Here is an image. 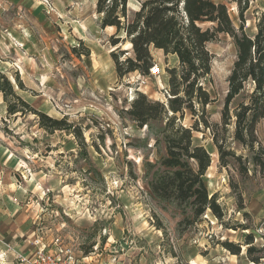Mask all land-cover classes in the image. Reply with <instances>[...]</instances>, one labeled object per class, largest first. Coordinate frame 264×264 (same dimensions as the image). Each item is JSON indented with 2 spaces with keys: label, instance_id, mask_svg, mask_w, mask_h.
Listing matches in <instances>:
<instances>
[{
  "label": "rangeland",
  "instance_id": "obj_1",
  "mask_svg": "<svg viewBox=\"0 0 264 264\" xmlns=\"http://www.w3.org/2000/svg\"><path fill=\"white\" fill-rule=\"evenodd\" d=\"M142 1L130 0V11ZM221 1L239 28L236 4ZM252 4L246 14L249 35L257 31L252 12L263 9L264 0ZM114 34L112 28L101 29L96 0H0V72L33 109L66 119L83 136L80 140L68 129L50 134L33 114L10 117L0 93V142L8 150L0 149L5 158L0 161L6 182L13 179L18 186L13 199L23 208L33 205L38 229L74 246L90 264H256V259L264 264V176L251 172L243 178L221 169L209 132H195L194 144L211 155L204 181L210 195L218 194L224 220L207 212L191 223L182 210L152 195L146 164L166 155L163 143L155 146L163 123L139 128L126 111L138 94L165 103L166 70L179 64L176 57L153 52L159 76L136 72L119 78L111 55ZM120 47L132 52L128 43ZM207 49L212 70L202 85L215 100L208 107L210 121L220 123L236 50L227 35ZM192 123L188 114L183 124ZM258 138L264 146V123ZM232 149L244 154L236 145ZM224 243L240 246L241 253L234 255Z\"/></svg>",
  "mask_w": 264,
  "mask_h": 264
},
{
  "label": "trees",
  "instance_id": "obj_2",
  "mask_svg": "<svg viewBox=\"0 0 264 264\" xmlns=\"http://www.w3.org/2000/svg\"><path fill=\"white\" fill-rule=\"evenodd\" d=\"M129 2L96 0L101 29L115 30L110 44L116 48L111 55L119 78L136 72L150 76L156 65L153 52L176 57L179 64L178 68L166 70L170 91L165 103L151 102L138 94L126 111L139 128L163 123L155 146L163 143L166 155L155 164H146L148 186L160 203L182 210L183 215L192 219L191 223L201 221L207 212L222 222L226 214L218 203V194L210 195L204 181L212 158L204 147L194 144V133L211 134L221 169H233L243 178L251 172L264 176V146L258 138V127L264 123V8L252 12L257 31L249 35L245 31L246 14L252 10L253 0H232L237 6L239 28L221 0H144L134 12L130 11ZM220 35L233 40L236 60L228 78L221 122L212 123L208 107L215 100L202 82L210 81L212 70L213 55L207 45ZM123 43L130 44L132 52L121 51ZM16 83L23 89L19 80ZM0 93L10 117L33 114L46 132L54 134L68 129L83 140L81 130L67 126L66 119L57 120L33 109L1 72ZM239 98L241 101L233 108ZM188 114L193 122L190 127L183 124ZM232 145L244 154L239 155ZM248 239L250 246L253 239ZM223 246L234 255L241 253L240 246ZM253 262L258 264L259 260Z\"/></svg>",
  "mask_w": 264,
  "mask_h": 264
},
{
  "label": "crops",
  "instance_id": "obj_3",
  "mask_svg": "<svg viewBox=\"0 0 264 264\" xmlns=\"http://www.w3.org/2000/svg\"><path fill=\"white\" fill-rule=\"evenodd\" d=\"M1 143L0 149L8 151ZM2 151L0 150V158L5 159ZM11 164L13 165L12 161L9 166L13 169ZM4 174L5 168L0 161V264H26L18 257L23 256L30 262L33 261L37 252L33 241L39 236L40 229L37 222L40 217L35 213L36 208H33V205L23 208L18 198L13 199L18 186L11 178L10 182H6L7 177ZM13 187L16 190H13ZM46 238L50 242L53 236Z\"/></svg>",
  "mask_w": 264,
  "mask_h": 264
},
{
  "label": "built area",
  "instance_id": "obj_4",
  "mask_svg": "<svg viewBox=\"0 0 264 264\" xmlns=\"http://www.w3.org/2000/svg\"><path fill=\"white\" fill-rule=\"evenodd\" d=\"M161 74V69L155 65L150 72V76L157 77ZM169 97V93L166 92ZM33 245L37 249L32 262L19 256V260L26 264H90L89 257L80 258L74 246L64 244L59 236H55L49 242L42 230L39 236L33 241Z\"/></svg>",
  "mask_w": 264,
  "mask_h": 264
},
{
  "label": "bare ground",
  "instance_id": "obj_5",
  "mask_svg": "<svg viewBox=\"0 0 264 264\" xmlns=\"http://www.w3.org/2000/svg\"><path fill=\"white\" fill-rule=\"evenodd\" d=\"M130 48H132V46L129 44Z\"/></svg>",
  "mask_w": 264,
  "mask_h": 264
}]
</instances>
